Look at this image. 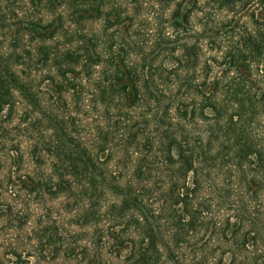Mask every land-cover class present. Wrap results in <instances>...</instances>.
Wrapping results in <instances>:
<instances>
[{
    "label": "trees",
    "instance_id": "16d2710c",
    "mask_svg": "<svg viewBox=\"0 0 264 264\" xmlns=\"http://www.w3.org/2000/svg\"><path fill=\"white\" fill-rule=\"evenodd\" d=\"M0 264H264V0H0Z\"/></svg>",
    "mask_w": 264,
    "mask_h": 264
}]
</instances>
